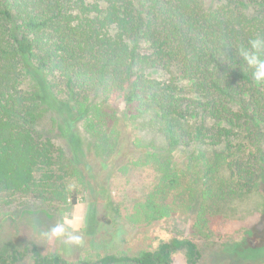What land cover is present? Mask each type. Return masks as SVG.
Masks as SVG:
<instances>
[{
	"label": "trees",
	"instance_id": "trees-1",
	"mask_svg": "<svg viewBox=\"0 0 264 264\" xmlns=\"http://www.w3.org/2000/svg\"><path fill=\"white\" fill-rule=\"evenodd\" d=\"M258 37L264 0H0V222L32 208L71 212L81 164L61 138L73 141L82 120L95 148L112 154L116 126L132 123L133 153L145 150L142 163L159 171L135 223L201 197L198 228L230 236L242 206L264 203V81L241 55ZM177 152L186 173L172 169ZM179 251L199 264L198 246L178 237L77 262L33 246L0 264H175Z\"/></svg>",
	"mask_w": 264,
	"mask_h": 264
},
{
	"label": "rangeland",
	"instance_id": "rangeland-1",
	"mask_svg": "<svg viewBox=\"0 0 264 264\" xmlns=\"http://www.w3.org/2000/svg\"><path fill=\"white\" fill-rule=\"evenodd\" d=\"M205 1L210 3L211 0ZM154 76L168 78L165 73ZM29 84L27 81L25 87ZM123 109L122 106L120 113ZM119 126L122 131L118 144L121 146L112 154L105 148H95L96 139L86 132L82 120L71 128L73 141L61 138L73 149L81 164V177L71 181V187L79 193L77 205L65 216L38 208L13 213L0 222V256L36 246L45 255L60 254L70 262L96 260L122 251L135 254L143 249H155L161 241L169 242L178 237L190 239L198 246L199 264H264V203L259 197L242 206L239 216H232L233 224L227 228L230 234L227 237H209L198 228L201 197L192 208L180 205L170 217L149 226L136 224L138 204L158 186L159 171L153 163H142L148 155L145 150L133 153L135 125L130 123L123 128L120 124L116 128ZM132 161L137 164L127 166ZM184 162L181 153L173 154V171L186 173ZM189 184L190 179L183 175L182 188ZM175 195H179L177 191L172 192L171 200ZM66 220L72 223L65 227L81 237L80 244H66V236L57 239L44 235ZM174 259L175 264H186L183 251L177 252ZM17 264L34 263L28 257Z\"/></svg>",
	"mask_w": 264,
	"mask_h": 264
},
{
	"label": "clouds",
	"instance_id": "clouds-1",
	"mask_svg": "<svg viewBox=\"0 0 264 264\" xmlns=\"http://www.w3.org/2000/svg\"><path fill=\"white\" fill-rule=\"evenodd\" d=\"M251 50L241 49V55L246 64L253 70L256 80L264 81V58L259 53L264 52V37H258L250 41ZM70 220L55 225L49 232L44 233L48 238L67 237L65 243L68 245L80 244L82 239L79 235L69 232L65 224L71 225Z\"/></svg>",
	"mask_w": 264,
	"mask_h": 264
}]
</instances>
